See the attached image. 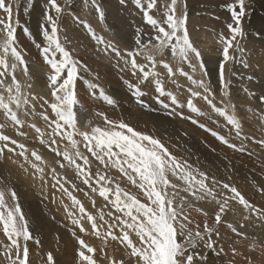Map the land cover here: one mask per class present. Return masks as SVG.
I'll return each mask as SVG.
<instances>
[{
  "label": "snow or ice",
  "instance_id": "1",
  "mask_svg": "<svg viewBox=\"0 0 264 264\" xmlns=\"http://www.w3.org/2000/svg\"><path fill=\"white\" fill-rule=\"evenodd\" d=\"M135 3L142 11L145 23L151 26L152 31L142 40L143 30L137 29L136 47L132 51H126L123 55L119 49L97 36L90 25L83 21L80 23L84 24L98 44H104L105 49L112 48L116 57L123 61L124 68L130 67L133 76L137 73L141 74L139 83H128V88L136 103L147 107L145 101L141 99L144 92L140 84L152 78L158 94L157 103L168 110L170 116L175 115V108L172 106L178 105V100L175 95L166 91L164 80L157 71V59L154 54L158 52L163 56L166 51H170L171 57L177 63V69L174 70L169 63L161 61L163 68L167 69L168 78L175 77L177 71L185 76L201 90L192 91L190 89L191 96L206 101L215 113L224 117L227 123L235 129L236 136L241 137V123L230 112L233 106L228 101L230 93L229 82L225 78V66H230V62L235 63L236 53L244 51L240 47V41L245 36L243 21L247 14L246 0H235L229 6L231 22L226 25L228 35L225 36L221 32L218 36V43L222 45L219 79L223 88L224 99L221 101L224 104L223 107H217L214 103L215 94L205 80H197L193 75L184 71L183 65H187L192 73H195L197 68L206 73V68L201 52L191 39L186 12L177 15L178 0H171V3L165 6L166 12L162 19L154 18L149 14L155 8L156 0H147L146 7L142 0H135ZM92 4L96 6L100 19L103 20V10L96 4V0H92ZM44 8V20L41 24L43 40L42 43H36L33 40V43L39 49L44 63L49 67L47 80L51 89L50 96L53 99L51 102L43 101L41 107L46 105L47 108L40 113L50 129L49 138L45 139V133L34 123L27 124V127L35 129L40 136V143L46 145L56 157H61L68 166L73 167L83 185H86L92 193L102 197L107 202L105 207L110 205L111 210L105 212L100 209L97 215L87 211L73 191L65 187L71 182L62 177L56 167L53 166L46 171V161L36 150H30L24 143L3 131L8 126L15 127L18 136L26 137L27 133L24 131L26 118L36 115L33 101L42 99L26 93V86L17 77L18 72H22L24 76L28 75L29 65L26 56L29 54L19 44L16 35L19 20L17 18L15 24L13 23V6L10 2L6 3V0H0V10L6 14L5 17H0V32L4 33L3 39L0 40V112L3 113V122H0V160H3L6 155L9 158L13 156L22 158L23 162L19 166L26 174L28 168L25 165L30 166L34 170L33 178L39 179L42 186L47 185L50 178L51 187L62 197H67L71 201V207L64 204V209L73 228L78 229L80 233L87 234L88 229L85 227L87 223L90 225L91 232L97 237L105 241L108 238L112 241H119L130 249V258H135L130 260V264H194V262L200 264L206 259L205 256L195 251L200 244H203L206 249H211L215 255H220L223 248L217 251L216 241L212 239V236L215 234L219 237L216 225L221 224V217L229 209L230 201H236L248 212L264 219V209L257 208L250 203L236 187L227 182L217 181L214 176L210 177L199 168H194L187 160L173 155L160 139L135 130L123 120L112 121L105 117L106 126H95L90 130L81 131L77 125L75 112L79 104L75 87L84 65L74 58L73 52L65 46L67 41H62L59 21L64 7L58 3V0H47ZM145 49L149 50L144 55L150 67L138 63L136 59L137 55ZM240 62L244 63L243 60ZM244 66L248 65L244 63ZM92 95L95 96L96 93L93 92ZM99 95L108 105H114V100L102 90ZM161 97H168L171 105L165 103ZM260 99L264 101V96ZM187 107L197 115H204L192 99L187 101ZM181 116L183 118L182 113ZM192 123H197V121L193 119ZM200 127L210 131L212 136L227 147L239 152L246 150L243 146L238 148L225 136L211 131L205 125L200 124ZM242 139L248 140L249 137L245 135ZM63 141H67V144L61 147L60 142ZM254 142L264 146V139ZM86 153H90L105 169L109 167L117 169L132 186L139 190L142 196L125 190L119 183H114L106 172L97 170L93 174ZM56 163L60 168L65 167V163L60 160ZM72 189L83 191L82 188L77 189L75 184H72ZM260 191L264 192V189ZM85 195L88 193L85 192ZM55 198L54 193L53 202ZM206 200L214 202L219 208L218 211L215 208L212 209L215 213L214 225L209 226L205 219L203 230H201V224L192 219L191 213L194 208L195 211L201 212L202 209L196 208L195 205L197 202ZM95 204L93 199V207ZM203 215L207 218L209 212L204 211ZM244 219L247 220L248 216ZM228 227L237 236L242 235L232 224H228ZM0 231L8 241L5 243L0 240V245H2L0 259L4 261V264H31L29 241L39 245V240L30 231L29 221L22 211L17 192L7 186L3 178H0ZM72 235L77 237L79 242L78 264H101V260L97 258V250L77 236V231L73 230ZM133 235L137 238L135 241ZM255 246L254 243L253 247ZM232 251L236 253L234 248ZM101 256L104 264H124L123 261H117L103 250ZM45 264H56L53 253L50 251L47 253Z\"/></svg>",
  "mask_w": 264,
  "mask_h": 264
},
{
  "label": "rangeland",
  "instance_id": "2",
  "mask_svg": "<svg viewBox=\"0 0 264 264\" xmlns=\"http://www.w3.org/2000/svg\"><path fill=\"white\" fill-rule=\"evenodd\" d=\"M24 1L6 0V3H12L13 23L15 24L17 18L19 20L16 35L19 44L29 54L26 56L28 65L30 62H33L37 66L40 65L44 68L45 73V70L49 69V67L44 63L43 57L40 56L39 49L35 47L33 40L36 43H42L43 38L39 37L38 33H41L44 14L38 9L37 1L45 5L47 0H28L31 3L29 12L25 11L28 6L24 7ZM234 2L235 0H178L177 4V15L183 12L187 14L191 39L201 52L206 68V73L200 68L197 69H200V73L202 74L199 73V70L192 73L187 65H183L184 71L193 75L197 80L203 79L207 82L215 94L214 103H216L217 107L224 106L221 103L224 98L223 88L219 79L222 45L218 43V36L221 32L225 36L228 35L226 25L231 22V10L229 6ZM58 3L64 7V12L59 21L61 28L60 35L62 41H67L65 46L73 52L74 58L79 60L82 65L89 67L88 71L92 73L98 67L97 65L100 64L99 66H101L103 72L105 71L106 74L112 75V80L114 79V81L111 82L113 85L121 84L122 90L125 88L124 93L119 94H124L125 97H133L129 91L128 83H139L141 74L137 73L136 77L133 76L130 67L124 68L123 61L116 57L112 48L105 49L104 44H98L80 21L90 25L97 36L102 37L107 44L119 49L123 55L126 51H132L136 47L137 29L143 30L141 33L142 40L152 31L151 26L145 23L143 13L136 5L135 0H123V2L122 0H96V4L103 10V20L100 19L96 6L92 4V0H58ZM142 3L145 7L147 6V0H142ZM170 3L171 0H156V6L149 14L153 15L154 18L162 19L166 12L165 6ZM246 12L247 14L243 21L245 36L240 41V47L244 51L236 53L237 61L235 63L230 62V66H225V78L229 82L230 93L228 101L233 106L230 112L241 123V137L236 136L235 129L227 123L224 117L215 113L206 101L202 98L191 96L190 89L192 91L201 90L196 88L185 76L180 75L177 71L175 77L172 79L168 78L167 69L163 68L161 61L169 63L174 70L177 69V63L171 57L170 51H166L163 56L158 52L154 54L157 59V71L160 72L161 79L164 80L166 91L171 92L178 100V105L172 106L175 108V115L170 116L168 110L163 109L160 105L163 111L152 109L150 110L151 112H145L133 109L134 111L131 113L132 110H129V108L131 109V104L128 101L136 105L134 97L131 100L128 98L126 102L124 99L115 101L112 96L106 93L108 90H106L104 85H99L90 75L89 77L84 76L82 70L77 79L78 83L76 86H83V89L86 91L81 92L78 89L75 92L82 93L79 100L80 106L83 103V106L86 105L93 109L101 118L108 117L112 121L123 120L135 130L160 139L173 155L182 160H187L194 168H199L210 177L214 176L217 181L227 182L231 186L236 187L241 195L245 199H248L250 203H253L257 208L264 209V192L260 191V189H264V146L254 142L255 140L264 139V101L260 99L261 94L264 96V0H246ZM5 16L6 14L0 10V17ZM3 37L4 33L0 32V40ZM148 51V49H145L137 55L136 59L138 63L146 64L150 67L151 65L144 55ZM82 56L83 58L91 59V61L93 59L92 62L94 64L92 62H83L81 60L83 59ZM241 60L248 66L245 67L244 63L240 62ZM20 73H17L19 80ZM115 78H117V81ZM39 80H41L40 77L34 76L32 79H29V82H37V84L40 83L48 86L47 79L44 83ZM173 80L175 81L174 83ZM122 83H125V85H122ZM140 87L144 92V96L147 94L152 99H155V96L157 97L158 94L155 91V83L152 78H149V81L141 83ZM101 90L114 100V105H108L100 97L99 93ZM93 92L96 93L95 96L92 95ZM32 93L34 95L30 94L31 96L41 97L38 96L37 92L33 91ZM42 98L48 99L45 96ZM162 99L165 103L171 105V100L168 97H163ZM189 99L193 100L194 104L204 115H197L188 109L187 101ZM33 103L36 107V115L33 116H36L37 120L40 119L42 125L39 128L45 129L47 124L41 118L40 113L47 106L41 107L43 104L41 99H37ZM153 104L156 105L157 101H153ZM120 105L128 107L124 114L119 113ZM48 111L50 112V109ZM181 113L183 114V118ZM144 115H149L150 117L148 118ZM33 116L26 119L29 124L35 123L32 118ZM1 117H3L2 112H0V120ZM169 117L171 120L175 119L176 124L170 122ZM193 119L197 123H192ZM200 124L205 125L206 128L217 132L219 135L225 136L230 143H234L238 148L243 146L246 150L239 152L227 147L215 136H212L210 131H206L205 128L200 127ZM77 125L80 130L82 129L81 131L88 130L83 129L81 124L77 123ZM26 128L27 133H29L25 137L26 142L23 141L22 143L30 150H36L44 158L47 165L46 170L53 166L59 170H64V175H60L71 182L66 184L65 187L73 191V194L81 200L87 211L93 215H97L100 209H103L105 212L111 210L110 205L105 207L107 202L102 197L92 193L86 185H83L73 167L68 166L67 162L62 161L61 157H56L54 152L50 151L46 145L40 143V136L35 132V129L29 128L27 125ZM3 131L9 135L5 129ZM43 132L45 133L44 138L48 139L47 129ZM189 133L193 137L189 136ZM245 135L249 137L248 140L242 139ZM9 136L15 139L18 138L17 140L21 142L19 139L21 136L17 134ZM76 139L79 140L80 137H76ZM57 140L59 141V137H57ZM60 143L61 147H63L67 144V141ZM43 149L48 154L55 156V160L65 163V167L60 168L59 164L51 156L45 159ZM82 151L86 152L84 149ZM86 154L89 157L91 172L93 174L97 170L106 172L113 179L114 183H119L125 190L142 196L139 190L132 186L117 169L111 167L105 169L90 153ZM16 162L18 163H13L11 158L0 160V178H3L5 184L17 192L22 211L29 221L30 231L39 240V245L29 241L31 264H38L42 261L46 262L49 251L53 253L56 264H78L79 242L77 237L72 235L73 230L77 231V236L83 238L86 243L97 250V258L101 260V264H104L103 257L101 256L102 250L109 253L117 261H123L124 264H130V260L135 259L130 258V249H127L119 241H112L110 238L105 241V239L97 237L91 232L90 225L87 223H85V227L88 229L87 234L80 233L78 229H74L64 209V204H68L71 207V201L67 197H62L60 193L51 187L52 180L50 178L48 179V184L42 186V182L39 179L33 178L32 173L34 170L30 166L25 165L28 168V173L26 174L24 169L19 166L23 162L21 158H17ZM72 184H75L77 189L82 188L83 191L73 190ZM85 192L88 195H85ZM54 193L56 197L55 202H53ZM93 199L96 202L95 207L92 205ZM232 203L235 208L234 213L237 214L236 218L230 220L226 216L229 213L228 209L221 217V224L216 225L219 237L215 234L212 236V239L216 241L217 251L222 247L223 252L220 255H215L211 249H206L203 247V244H200L195 251L206 257L200 264H264V219L261 220L260 225H251L249 223L251 221L253 223L254 217L257 215L248 212L236 201H232ZM198 205L199 203L197 202L195 207L200 208ZM204 211L209 212L207 218L203 215ZM249 214L252 217H249L245 221L244 217ZM191 217L195 222L201 224V230H203L205 219H207L209 226L214 225L215 213L211 209L204 208L201 212H197L194 208ZM258 219L260 218L257 216L256 220ZM239 222L244 226L241 227ZM228 224L236 227L237 231L242 233V235L237 236L228 227ZM116 231L118 232V230ZM133 239L135 241L137 238L133 235ZM0 240L5 243L8 242L7 237L3 235L2 231H0ZM254 243L255 247H253ZM233 248L236 250V253L232 251ZM0 264H4L2 259H0Z\"/></svg>",
  "mask_w": 264,
  "mask_h": 264
},
{
  "label": "bare ground",
  "instance_id": "3",
  "mask_svg": "<svg viewBox=\"0 0 264 264\" xmlns=\"http://www.w3.org/2000/svg\"><path fill=\"white\" fill-rule=\"evenodd\" d=\"M25 2V4H24V7L25 6H28V8L27 9H25V11L26 12H29V9L31 8V3L28 1V0H25L24 1ZM81 2V1H80ZM106 2V1H105ZM30 5V6H29ZM37 5H38V9L44 14V12H45V8H44V4L43 3H40L39 1H37ZM26 14V16H28L27 15V13H25ZM15 19V18H14ZM38 35H39V37L41 36L42 37V32L41 33H38ZM85 57V56H84ZM88 57V56H87ZM82 58H83V56H82ZM81 60H83V62H92L93 61V59H92V61H91V59L89 60V58L88 59H86V58H83V59H81ZM31 63V64H30ZM29 63V73H28V75L27 76H24L23 75V73L21 72L20 74V80H21V83L22 84H24L26 87H25V92L26 93H28V94H33L32 92L34 91V92H37L38 93V96H41V97H39V98H42V97H48V99L47 98H42L41 100L42 101H44V100H49V102H51L52 100H51V96H50V92H51V89L49 88V86H46L45 84H40V83H38L37 84V82H29V79H32L34 76L35 77H40V79L41 80H39V81H43V83L44 82H46L47 80V76H48V74H49V69H46L45 70V73H44V68H42L40 65L39 66H37V65H35L33 62H30ZM93 63V62H92ZM84 64V63H83ZM94 64V63H93ZM99 64V63H98ZM208 64V63H207ZM100 65V64H99ZM99 65H97V66H95V67H97V68H95L96 70L92 73V72H89L88 71V68L89 67H87V66H84V68L82 69V73H83V75L84 76H86V77H89V75L91 76V78H93L95 81H97V83L99 84V85H104L105 86V88H106V90H108V92H106V93H108L110 96H112V98H114V100L115 101H119V100H123L124 99V101L126 102L127 100H128V98L131 100L133 97H128L127 95V97H125V95L124 94H119V93H122L123 91H124V89L122 90V87H121V84H118V85H113L112 84V82L114 81V79L112 80V75L110 76V75H108V74H106V72L104 71L103 72V69L101 68V66H99ZM102 65V64H101ZM159 67V66H158ZM38 68V69H37ZM105 68H107V67H105ZM210 69V68H209ZM198 70H199V73H200V69H197V71L196 72H198ZM38 72V73H37ZM36 73V74H35ZM35 74V75H34ZM200 74H202V73H200ZM34 75V76H33ZM82 75V74H81ZM210 75H211V73H210ZM126 76H128V75H126ZM212 76V75H211ZM136 77V76H135ZM82 78V77H81ZM127 78H129V77H127ZM116 79V81H117V78H115ZM131 79H132V76H131ZM130 80V79H129ZM210 80H212V79H210ZM214 80V79H213ZM94 81V82H95ZM112 81V82H111ZM107 82H109V83H107ZM135 82H136V80H135ZM78 83V80L76 81V84ZM215 83V82H214ZM87 84V83H86ZM98 84H97V86H98ZM125 85V83H122V85ZM27 85H30V87H27ZM41 85V86H40ZM79 85V84H78ZM88 85V84H87ZM46 86V87H45ZM254 86V85H253ZM91 88V87H90ZM99 88H100V86H99ZM102 88V87H101ZM258 88V87H257ZM80 90L81 92H85L86 90L85 89H83V86H76L75 87V91L76 90ZM213 90H214V88H213ZM261 90V89H260ZM127 91V90H126ZM130 91V90H129ZM262 91V90H261ZM264 91V90H263ZM76 93V92H75ZM124 93V92H123ZM129 93V92H128ZM127 93V94H128ZM130 93H131V91H130ZM82 94V93H81ZM80 93H76V97H77V99H78V101L80 100V95H81ZM126 94V93H125ZM259 94V93H258ZM34 95V94H33ZM124 95V97H122ZM253 95V94H252ZM117 96H120V97H117ZM260 97H262V94H261V96ZM155 99H152L151 97H148V95L146 94L144 97H141V99L142 100H144L145 101V103L147 104V107H142V106H140V105H137V103H136V105L135 104H132L133 102H130V101H128L130 104H131V109L129 108V110H132V112L131 113H133V109H135V110H138V111H145V112H151L150 110H152V109H157V110H161V111H163L161 108H160V104L159 103H157L156 105L155 104H153V101H155L156 100V96L154 97ZM163 97H161V99H162ZM253 98V97H252ZM53 99V98H52ZM240 99V98H239ZM243 100V99H242ZM121 102V101H120ZM127 102V103H128ZM251 102V101H250ZM81 103V102H80ZM119 103V102H118ZM256 104V103H255ZM160 105V106H159ZM133 106V107H132ZM254 106V105H253ZM118 107V106H117ZM262 107V106H261ZM127 108L128 107H124V105H120L119 106V113L120 114H124L126 111H127ZM137 108V109H136ZM163 108V107H162ZM164 109V108H163ZM210 109V108H209ZM250 109V108H249ZM105 110V109H104ZM104 110H102V112H104ZM156 110V111H157ZM249 111H251V110H249ZM261 111V110H260ZM75 112H76V117H77V123L78 124H81L82 126V128L83 129H88V130H90L91 129V127H95V126H100V127H104L103 125H105V121H104V118H101L93 109H91V108H89L88 106H86V105H84L83 106V103H82V105L80 106L79 104L76 106V108H75ZM116 113V112H115ZM141 113V112H140ZM252 113V112H251ZM255 113V112H254ZM260 113V112H259ZM263 113V112H262ZM142 114V113H141ZM253 115V114H252ZM144 116H146V117H150L149 115H144ZM162 116H164V115H162ZM162 116H160V117H162ZM255 116V115H254ZM256 117V116H255ZM33 118V121H35V125H36V127H41V125H42V123L40 122V119H38L37 120V117L36 116H33L32 117ZM167 118V117H166ZM165 118V120H167ZM27 119V118H26ZM169 119H170V117H169ZM175 119H173V120H169L170 122H173L174 124H176L175 123V121H174ZM1 122H3V117H1V120H0ZM262 123V122H261ZM27 124H29L28 123V121H26V125ZM259 126V125H258ZM80 127V128H81ZM179 127V126H178ZM180 129H181V127H179ZM14 129H16L15 127H11V126H8V127H6L5 128V130H6V132L9 134V135H12V134H16L15 132L17 131V129L16 130H14ZM26 127H25V131H26ZM47 129V131H48V133H49V131H50V129L47 127V125H46V128L45 129H42L41 128V130L42 131H44V130H46ZM29 130V129H28ZM82 130V129H81ZM26 133H27V131H26ZM29 133V132H28ZM27 133V134H28ZM28 136V135H27ZM189 136H192L193 137V135H191V133H189ZM187 138L189 139V137L187 136ZM191 138V137H190ZM18 139V138H17ZM20 140H21V143L24 141V142H26V139H25V137H20L19 138ZM27 144V143H26ZM29 145V144H28ZM257 147V146H256ZM43 151H44V157H45V159L46 158H49L50 156L55 160L56 158H55V156H53V155H51V154H48L47 152H45V149H43ZM6 158H9V156L8 155H6L5 156V160H6ZM3 159V160H4ZM16 159H17V157H11V161L13 162L14 160L16 161ZM21 160H22V158H21ZM55 161H57V160H55ZM8 162V161H7ZM19 162H20V160H19ZM14 163V162H13ZM15 163H18V162H15ZM10 164V163H9ZM8 164V165H9ZM19 165V164H18ZM14 166V165H13ZM56 169H57V171H58V173H60V174H63L64 175V170H59L57 167H56ZM3 170V169H2ZM47 171V170H46ZM22 172V171H21ZM23 175V174H22ZM6 177H7V175H6ZM24 178V177H23ZM25 179V178H24ZM225 193L227 192V191H225V190H223ZM199 203V205L198 206H200V208H202V209H204V208H206V209H213V208H215L217 211H218V208H219V206L218 205H215V203L214 202H212V201H200V202H198ZM238 209V208H237ZM239 209H241V208H239ZM234 210H235V208L233 207V203H232V201H230V204H229V213L228 214H226V216H228V218L230 219V220H234L235 218H236V216H237V214H235L234 213ZM213 212V211H212ZM245 212V211H244ZM243 212V213H244ZM241 213V212H240ZM248 213V212H247ZM245 214V213H244ZM248 216V219H249V217L251 218L252 216H250V214L249 215H247ZM257 217V216H256ZM256 217H254L255 219L253 220V223H249V224H251V225H254V226H257V225H260V222H261V220L262 219H258V220H256ZM247 219V220H248ZM245 220V219H244ZM247 220H245V221H247ZM263 222V221H262ZM239 224H241V225H243L242 223H240L239 222ZM262 224V223H261ZM244 226V225H243ZM90 234V233H89ZM93 238V237H92ZM95 246V245H94ZM111 252V251H110ZM38 264H45V262H39Z\"/></svg>",
  "mask_w": 264,
  "mask_h": 264
}]
</instances>
